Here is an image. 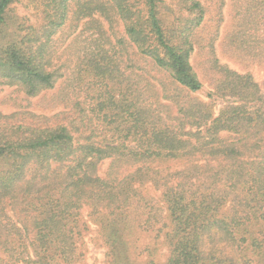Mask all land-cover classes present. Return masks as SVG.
Segmentation results:
<instances>
[{"label":"trees","instance_id":"1","mask_svg":"<svg viewBox=\"0 0 264 264\" xmlns=\"http://www.w3.org/2000/svg\"><path fill=\"white\" fill-rule=\"evenodd\" d=\"M15 1L0 0V29ZM50 1L41 25L0 44V84L31 95L54 86L52 38L73 2L77 17L119 19L160 84L151 98L125 88L101 97L99 125L84 109L69 124L0 120V264H83V210L97 222L106 264H157L161 239L162 264H264V90L215 58L208 100L192 95L204 88L191 62L200 0H180L188 13L177 22L165 20L162 0Z\"/></svg>","mask_w":264,"mask_h":264},{"label":"rangeland","instance_id":"2","mask_svg":"<svg viewBox=\"0 0 264 264\" xmlns=\"http://www.w3.org/2000/svg\"><path fill=\"white\" fill-rule=\"evenodd\" d=\"M200 2L206 15L191 62L204 82V88L192 95L201 101L208 100L207 93L214 87L216 73L211 61L215 58L233 70L251 73L264 90V0ZM73 3L66 22L57 26L52 38L51 68L59 75L54 86L31 95L18 85L0 84L1 121L49 125L76 123L80 120L76 112L84 109L85 115L94 118L93 122L97 124L103 117L97 108L101 97L125 88L127 94L134 92L137 95L140 90L143 97L148 98L153 84L159 86V75L154 77L155 71L149 61H138L137 50L119 19H108L98 10L77 17L78 4ZM161 5L166 21H181L188 13L180 0H162ZM52 7L50 0H16L8 11L7 23L0 29V44L10 42L19 28L25 34L28 26L41 25L45 11ZM161 77L166 80L167 94H172L169 80ZM224 102L217 100L218 106ZM110 167V160H105L100 172L104 174ZM87 214L83 210L82 218L90 228V234L86 236L89 252L83 264H106L105 247L95 245L99 236L97 222ZM147 242L149 238L144 237L141 245L145 247ZM152 249L155 250L153 258L157 264H162L169 252L166 241L161 239ZM146 257L147 253L143 259Z\"/></svg>","mask_w":264,"mask_h":264}]
</instances>
